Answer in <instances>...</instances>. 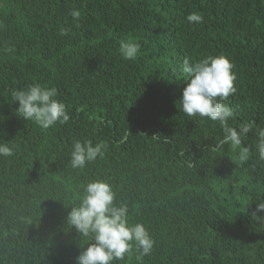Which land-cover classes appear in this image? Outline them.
Here are the masks:
<instances>
[{"label":"trees","instance_id":"1","mask_svg":"<svg viewBox=\"0 0 264 264\" xmlns=\"http://www.w3.org/2000/svg\"><path fill=\"white\" fill-rule=\"evenodd\" d=\"M193 12L202 22L187 21ZM121 40L140 45L135 59ZM218 54L237 76L230 125L264 127V0H0V142L18 146L0 157V264H75L89 241L66 217L94 179L156 241L114 264H264V222L252 216L264 169L254 153L241 163L236 148L213 150L219 123L178 106L183 60ZM35 83L58 89L67 123L16 114L13 91ZM74 140L104 142V158L72 169Z\"/></svg>","mask_w":264,"mask_h":264},{"label":"clouds","instance_id":"2","mask_svg":"<svg viewBox=\"0 0 264 264\" xmlns=\"http://www.w3.org/2000/svg\"><path fill=\"white\" fill-rule=\"evenodd\" d=\"M78 20L81 12L73 9L70 13ZM203 17L198 13L187 16L189 23H200ZM61 35H67L62 29ZM121 56L135 59L140 52V45L132 40H121ZM234 62L226 54L207 55L195 61L185 58L180 71L188 76L179 101V108L185 116L200 117L218 122L222 136L215 141L213 150L227 146L238 149L241 163L249 160V154H255L253 167L264 169V127L255 121H245L238 126H231L237 109L227 101L237 92V80ZM18 102L16 114L28 121H34L43 129L70 120L66 104L58 99V89L35 83L12 93ZM256 138L255 143L246 144L249 134ZM18 146L11 142H0V157L14 156ZM107 144L93 143L91 140H74L70 153V166L74 170L84 169L98 158L103 159ZM256 210L252 213L258 222H264V198L257 197ZM66 217L69 228H74L88 243H82V250L75 258V264H114L136 252V259L141 260L151 255L155 239L143 223H133L129 217V207L117 200L114 186L105 179H94L86 183L78 201L71 204ZM84 245H87L84 247Z\"/></svg>","mask_w":264,"mask_h":264}]
</instances>
